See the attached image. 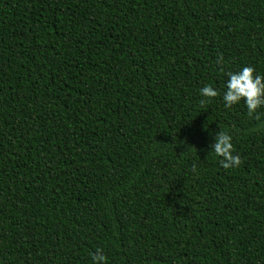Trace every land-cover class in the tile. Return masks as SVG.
<instances>
[{"label":"trees","instance_id":"obj_1","mask_svg":"<svg viewBox=\"0 0 264 264\" xmlns=\"http://www.w3.org/2000/svg\"><path fill=\"white\" fill-rule=\"evenodd\" d=\"M244 67L264 0H0V264H264V107L223 100Z\"/></svg>","mask_w":264,"mask_h":264},{"label":"clouds","instance_id":"obj_2","mask_svg":"<svg viewBox=\"0 0 264 264\" xmlns=\"http://www.w3.org/2000/svg\"><path fill=\"white\" fill-rule=\"evenodd\" d=\"M223 63V57H219L217 64ZM227 91L223 96L225 106L232 108L234 105L244 101L247 107V114L250 118L260 119L258 110L264 107V76L258 75L253 67H244L239 72H228ZM201 105L209 103L218 97L220 93L211 85H206L200 90ZM264 127V126H262ZM258 130V129H254ZM216 142L211 146L212 154L220 158V164L224 169L239 168L243 160L239 155L234 154L235 149L232 143V136L225 131L216 134ZM195 170V166L193 168ZM93 264H107V257L102 249H97L92 254Z\"/></svg>","mask_w":264,"mask_h":264}]
</instances>
